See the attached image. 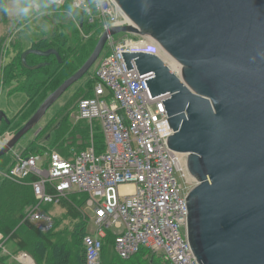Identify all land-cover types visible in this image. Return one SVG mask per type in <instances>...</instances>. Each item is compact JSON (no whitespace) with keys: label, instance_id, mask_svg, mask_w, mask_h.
I'll return each instance as SVG.
<instances>
[{"label":"water","instance_id":"water-1","mask_svg":"<svg viewBox=\"0 0 264 264\" xmlns=\"http://www.w3.org/2000/svg\"><path fill=\"white\" fill-rule=\"evenodd\" d=\"M131 25L98 38L80 68L0 148V158L96 63L109 36L150 39L161 52L121 53L162 101L167 146L187 155L186 235L198 264H264V0H113ZM55 56V49H28ZM180 67L173 73L162 57Z\"/></svg>","mask_w":264,"mask_h":264},{"label":"built area","instance_id":"built-area-1","mask_svg":"<svg viewBox=\"0 0 264 264\" xmlns=\"http://www.w3.org/2000/svg\"><path fill=\"white\" fill-rule=\"evenodd\" d=\"M44 1L56 8L70 5L80 14L81 23L85 19L84 24L92 26L97 21L102 33L131 25L113 0H89L90 4L87 0ZM33 5L39 10L35 1ZM125 35L117 40L115 35L108 37L106 53L96 61L91 96L76 102L77 116L90 129L94 123L99 126L103 151L96 152L91 132L90 145L80 152L71 150L69 156L45 153L42 163L41 155L20 154L0 174L13 181L33 177L27 184L34 203L21 225L29 224L42 234L54 227V217L45 206L57 205L72 193L87 196L86 202L95 206L96 218L95 232L82 238L86 264H99L102 238L113 227L121 229L114 238V252L121 260L144 248L161 255L165 264H198L186 235L188 191L174 177L175 171H181L185 178L187 155L167 146L172 131L162 101L168 94L151 98L145 83L151 73L139 76L135 67L128 71L121 55H158L160 49L149 39ZM163 61L179 74L177 64L172 68L171 60ZM9 138L0 141V148ZM25 258V254L20 255L18 264H27Z\"/></svg>","mask_w":264,"mask_h":264},{"label":"rangeland","instance_id":"rangeland-1","mask_svg":"<svg viewBox=\"0 0 264 264\" xmlns=\"http://www.w3.org/2000/svg\"><path fill=\"white\" fill-rule=\"evenodd\" d=\"M34 1L37 3L39 10L34 9ZM87 1L90 4V1ZM76 14L73 13L70 5L56 8L50 6L44 0H6V14H4L2 1L0 0V115L5 116L8 120H12L10 127L0 125V141L5 139L6 136L15 134L17 132L16 129L22 127L47 96L54 91L53 85L49 87V90H46L47 87L43 88V98L39 100L36 98L39 101L37 104L31 103L30 96L22 90V86L28 78L27 74L18 67L21 54L31 48L34 43L43 39L47 41L53 40L55 43L54 38H64L67 41L66 45L72 48L79 43V39H84L86 42L89 37L95 38L101 32V27L97 21L92 24L90 29L86 25L81 28L80 26L83 25L80 20L81 16L78 13ZM132 36L134 38L139 37L136 35ZM124 37L126 35L122 33L114 36L116 40ZM127 37H131V35H127ZM105 53L106 50L104 48L101 54L104 55ZM95 67L96 63L79 81L71 85L63 93L46 111L40 121L3 158H8L9 156V159H13L23 154L25 149L28 152L34 147H36V151L37 145L43 146V150L46 149L44 154H49L50 152L59 153L52 144L56 127L60 122H62V126L67 130H75V127L77 128L76 132L78 134L75 135L77 141H74V145L69 147V150L72 148V151H74L75 144L77 143L80 144L79 148L88 147L91 141V132L93 136L99 137V129H90L88 123L77 116L75 108L77 100L90 92L95 83ZM94 126L98 127L96 123H94ZM86 127L88 128V136L80 142L81 137L79 134ZM44 161H46V156L41 155V163ZM41 163L38 162L37 165L40 166ZM0 166L3 167L2 165ZM184 176L185 178L181 171H175L174 173L177 184L183 190L189 191L195 185V180L187 173L185 168ZM27 186L28 184L25 180L13 181L5 179L0 174V217L2 218L0 228L4 223L11 225L12 232H16L20 239L26 241L28 244L27 249L19 250L13 242L9 241L8 236L0 233V254H2L0 257L6 258V260L0 259V264H17L15 258L19 259L22 254L30 258L34 264H45L44 261H39H41L43 254L46 259L48 252H50V249L48 252L47 250L42 251V245L38 243L37 239L21 227V219L16 223H12V220L17 219L19 213L25 214L30 206L28 202L29 194L27 195L30 190ZM14 197L19 198L23 203L26 202L22 211H14V202L16 200ZM48 209L50 214L57 220V226L49 236L52 244L57 249L56 252L62 251L63 254L65 252L66 254L68 253L71 261L76 257L79 258L80 235L76 232L77 230L74 231L76 223L72 222L58 205H51ZM80 211L87 218L85 232L88 234L94 233L95 206L85 202L81 206ZM111 232L116 235L121 232V229L113 227L111 228ZM104 253L99 264H126L125 261L122 263L114 257L111 246L107 245ZM143 255L144 251L139 253L133 259V262L135 264H150L148 259L145 261ZM154 258V260H157L154 261V264H159L158 262H162L163 260L159 254H154ZM61 260V258L58 259L59 262ZM163 264H165L164 261Z\"/></svg>","mask_w":264,"mask_h":264},{"label":"trees","instance_id":"trees-1","mask_svg":"<svg viewBox=\"0 0 264 264\" xmlns=\"http://www.w3.org/2000/svg\"><path fill=\"white\" fill-rule=\"evenodd\" d=\"M2 1V6H3V11L4 14H6V0H1ZM74 14L78 13L76 11H73ZM79 14V13H78ZM77 15V14H76ZM81 20V18H80ZM85 19L83 20V25H81L80 27H84L85 26ZM88 29L91 28V26H87ZM100 33L96 35L95 38H93L92 36L89 37L87 39V41L85 42V40H81L79 39V43H77L75 46H73L72 48L69 45H66V40L63 38L61 39H55V43L53 42V40L51 41H47L45 39L40 40L36 43L33 44V46L29 49H34V50H40V51H46L49 49H55L58 52L59 55V60L56 59L55 56H48V57H40L37 54H29L26 57V63L29 66H34L40 63H45L46 65L34 70V71H29L26 70L22 67L21 65V61L19 59L18 61V67L24 71V73L27 74V80L24 82L23 86H22V90L26 92L27 95H29L31 103L33 104H37V100L43 98L42 95L44 94V92H42L43 88L47 87L46 90H49V87L53 85V90L55 88H57L65 79H67L68 77H70L72 74H74L79 68L80 66L85 62V60L88 58V56L91 54L94 45L96 44V40L99 38ZM29 94H28V93ZM44 96V95H43ZM84 97H89L91 96V92L86 93L85 95H83ZM37 98V100H36ZM36 101V102H35ZM76 108V106H75ZM12 120H8L5 116L0 115V125L2 124L3 127H10L12 124ZM21 127L17 128L16 130L18 131ZM93 128H98V127H93ZM76 127L75 130L74 129H69L67 130L66 128H64L62 126V122H60L55 130V137L53 140V147H55V149L57 150V152H59V154H61L62 156H69L71 154V150L72 148L69 150V147L74 145V141H77V138L75 137L76 134H78L76 132ZM83 132H81L80 137H78L80 139V142H82V140H85L88 136V128L86 127L85 129H82ZM100 131V129H99ZM100 136H93V142H94V146H95V150L97 153H101L104 149V142H103V137L101 134V131L99 132ZM66 135V137H65ZM80 144H75V148L74 151L75 152H80L81 150L86 149V147L83 148H79ZM38 148L35 151V148L30 149L27 152V149H25V152L23 154H34V155H43L44 152L46 151V149H42L43 146L41 145H37ZM41 146V147H40ZM49 152V151H47ZM5 160V161H2ZM11 159L8 158H1L0 159V165H2L3 167L0 166V171L6 169L9 165H10ZM33 180V177L31 178H27V181H31ZM26 181V180H25ZM27 188H29L30 192L27 193V195L29 196V205L31 206L34 203V198H33V194H32V190L30 188V186H27ZM16 200L14 202V211H22L23 206L25 205V203L21 202V200L16 197H14ZM85 200H87V196L82 195L80 193H73L72 195H70L69 197H67V199H62L57 205L58 207L64 211L65 215L75 224V230H77L76 232L79 233L80 235V248L79 250V258L76 257L73 259V261H71L69 259V255L68 253L63 254L62 251H58L56 252V247L54 244H52L51 240H50V235L51 233L54 232L56 226H57V220L54 218V227L53 229L45 234H42L40 232H38L37 230H35L32 226H30L29 224L26 225H21V227L23 229H25L27 232H29L33 237H35L38 241L39 244L42 245V251L47 250V252L50 249V252H48V256L45 257L42 255V259L39 262L44 261L45 264H86L85 261V255H84V248L82 245V238L87 234L85 232V227H86V223H87V218L82 214V212L80 211L81 206L86 202ZM29 206V207H30ZM51 206V205H50ZM50 206H45V210L49 212ZM50 213V212H49ZM24 215V214H23ZM22 213H19L17 216V219L12 220V223H16L17 221H19L20 219L22 220L23 218ZM0 222H2V218L0 217ZM0 233L8 236L9 241L13 242L17 248L19 250H25L28 247V244L26 241L20 239V237L18 236V234L16 232H12V228L11 225L4 223L3 226L0 228ZM114 238L115 235L112 234L111 231H106L105 236L102 238V250H101V256H100V260L103 258V255L105 254V247L107 245L112 247V251H113V255L114 257H116L120 262L123 263V261L126 262V264H135V262H133V259L139 255V253L144 251V255L143 257H145V261L146 259H148V262L150 264H154V254H151L148 250L141 248L134 256H132L131 258H129L128 260H121L116 253L114 252ZM64 255V256H63ZM162 257V256H161ZM61 258L62 260L59 262L58 259ZM163 259V258H162ZM38 262V263H39ZM159 264L162 263L163 264V260L162 262H158Z\"/></svg>","mask_w":264,"mask_h":264},{"label":"bare ground","instance_id":"bare-ground-1","mask_svg":"<svg viewBox=\"0 0 264 264\" xmlns=\"http://www.w3.org/2000/svg\"><path fill=\"white\" fill-rule=\"evenodd\" d=\"M149 40H150V39H149ZM162 59L168 61V58H166L165 56H163ZM169 64L171 65L172 68H175L174 66H176L175 63H174L173 61L169 62ZM25 262H26L27 264H34V263L32 262V260H30V258H29V259H28V258H25Z\"/></svg>","mask_w":264,"mask_h":264},{"label":"crops","instance_id":"crops-1","mask_svg":"<svg viewBox=\"0 0 264 264\" xmlns=\"http://www.w3.org/2000/svg\"><path fill=\"white\" fill-rule=\"evenodd\" d=\"M6 252H8V251H6ZM7 254V253H6ZM0 255H2V254H0ZM7 256V255H6ZM0 259L1 260H6V258H2V257H0ZM15 260H16V262H17V258H15ZM31 260V259H30ZM33 262V261H32ZM34 263V262H33ZM17 264H18V262H17Z\"/></svg>","mask_w":264,"mask_h":264},{"label":"clouds","instance_id":"clouds-1","mask_svg":"<svg viewBox=\"0 0 264 264\" xmlns=\"http://www.w3.org/2000/svg\"><path fill=\"white\" fill-rule=\"evenodd\" d=\"M160 52H161V50H160Z\"/></svg>","mask_w":264,"mask_h":264}]
</instances>
